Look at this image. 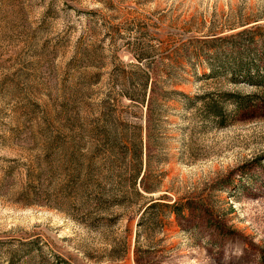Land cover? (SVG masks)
Here are the masks:
<instances>
[{"label":"rangeland","instance_id":"rangeland-1","mask_svg":"<svg viewBox=\"0 0 264 264\" xmlns=\"http://www.w3.org/2000/svg\"><path fill=\"white\" fill-rule=\"evenodd\" d=\"M0 264H264V0H0Z\"/></svg>","mask_w":264,"mask_h":264},{"label":"trees","instance_id":"trees-1","mask_svg":"<svg viewBox=\"0 0 264 264\" xmlns=\"http://www.w3.org/2000/svg\"><path fill=\"white\" fill-rule=\"evenodd\" d=\"M205 43L208 41H204ZM244 42L246 43H252L251 39H238L235 42H232L231 47H234L233 52L235 56H232L230 59L231 62L226 63V58H221V57H217L212 59L209 62V69H210V73H206L203 75H216L217 73H222V74H229L230 76H232L231 78L234 79L236 77V74H240L241 77H243L244 80L247 81H252L254 80L255 76H259V74L257 73V68H254V65L251 63V60L255 57V55H253L251 53L250 50H246L243 49L242 44H244ZM237 46H241V49H237ZM141 47H143V44H141ZM140 48V46H139ZM141 51V49H140ZM250 51V53L248 52ZM147 55V57L149 56L148 54H150L148 51H141L140 53L135 55V58L137 59V61L141 62L144 58L145 55ZM136 67H138V64H135ZM256 67V66H255ZM256 69V70H254ZM150 71L146 70L145 72L136 74L133 73L131 76V83L129 85H123V95H125V97H127L132 103L134 104H138V105H144L145 107H147V110L149 112V118H147V120H150V118H152V113L154 111H156V109H158L157 107L161 106V103L158 101V97L157 94H153V95H147L146 94V90L148 88V81L150 79ZM256 79V78H255ZM129 82V81H128ZM248 98L242 99L241 101L239 100V98L234 99L235 102L238 103V101L241 102H246ZM150 106V108H149ZM203 106L205 107V109L211 113H213L215 116L217 117H221V109H219V104L217 102H215L212 99L209 100H205L203 102ZM138 138L140 140L141 137V128H138ZM140 144V143H139ZM138 144V146H139ZM139 150L141 151V147H139ZM173 206V205H172Z\"/></svg>","mask_w":264,"mask_h":264}]
</instances>
